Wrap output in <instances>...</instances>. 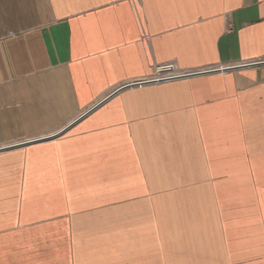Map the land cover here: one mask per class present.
I'll return each mask as SVG.
<instances>
[{"label": "crops", "instance_id": "crops-1", "mask_svg": "<svg viewBox=\"0 0 264 264\" xmlns=\"http://www.w3.org/2000/svg\"><path fill=\"white\" fill-rule=\"evenodd\" d=\"M94 106L0 151V264H264V0H0V148Z\"/></svg>", "mask_w": 264, "mask_h": 264}, {"label": "water", "instance_id": "water-1", "mask_svg": "<svg viewBox=\"0 0 264 264\" xmlns=\"http://www.w3.org/2000/svg\"><path fill=\"white\" fill-rule=\"evenodd\" d=\"M174 69L172 66H165V67H162V68H159L158 69V72L159 73H166V72H172ZM133 85L134 84H137V83H132ZM132 84H129V85H132ZM129 85H126V86H122L120 88H118L114 93L126 88L127 86ZM112 93V94H114ZM111 94V95H112ZM110 95V96H111ZM108 96V98L110 97ZM104 102V101H103ZM102 103V102H101ZM100 103V104H101ZM99 105V104H97ZM96 105V106H97ZM96 106H94L93 108H91L90 110H88L86 113L82 114L80 117H78L77 119H75L71 124H69L68 126H66L65 128L61 129L59 132L53 134L52 136H46V137H42V138H37V139H32V140H29V141H24V142H21V143H18V144H15V145H9L7 147H1L0 148V151L1 150H7V149H10V148H13V147H16V146H22V145H28V144H31V143H35V142H40V141H43V140H48V139H51V138H55V137H58L60 135H62L64 132H66L68 129L71 128V126H73L76 122H78L81 118H83L84 116H86L87 114H89Z\"/></svg>", "mask_w": 264, "mask_h": 264}, {"label": "built area", "instance_id": "built-area-1", "mask_svg": "<svg viewBox=\"0 0 264 264\" xmlns=\"http://www.w3.org/2000/svg\"><path fill=\"white\" fill-rule=\"evenodd\" d=\"M168 66H172L174 70L170 73H159L157 71L158 68L156 67L155 69L156 74L153 77H146V78L134 81L133 83H137L136 85L142 86V85L149 84V83H159V82L170 81V80L181 78V77H189L191 75H195L198 73V72L178 73V72H175L176 69L173 63L168 64ZM201 72H207V71H201Z\"/></svg>", "mask_w": 264, "mask_h": 264}, {"label": "bare ground", "instance_id": "bare-ground-1", "mask_svg": "<svg viewBox=\"0 0 264 264\" xmlns=\"http://www.w3.org/2000/svg\"><path fill=\"white\" fill-rule=\"evenodd\" d=\"M165 66H168V64L167 65H160V66H158L157 68L159 69V68H162V67H165ZM158 69H157V71H158ZM208 70H210V71H208ZM225 70V68H223V67H220V68H216V69H207V70H201V71H207V72H201V71H195V72H198L197 74H203V73H210V72H215V71H224ZM166 73H170V72H166ZM197 74H195V75H197ZM133 82H131V83H127V84H125V85H123V86H126V85H129V84H132ZM149 84H151V83H149ZM135 86H138V85H136V84H132V85H129V86H127L126 88H128V87H135ZM122 87V86H121ZM59 132V131H58ZM48 136H52V135H48ZM44 137V136H43ZM36 139V138H35ZM23 142V141H22Z\"/></svg>", "mask_w": 264, "mask_h": 264}, {"label": "rangeland", "instance_id": "rangeland-1", "mask_svg": "<svg viewBox=\"0 0 264 264\" xmlns=\"http://www.w3.org/2000/svg\"><path fill=\"white\" fill-rule=\"evenodd\" d=\"M155 69H156V68H155ZM155 69H154V71L152 72V74H151L149 77H153V76L156 74V70H155ZM83 112H84V111H83ZM83 112L78 113L77 115H75V117H74L73 119H71V121L74 120L75 118H77L78 116H80ZM71 121H69V122H71ZM69 122H68V123H69ZM68 123H67V124H68ZM67 124H65V125H67ZM65 125H64V126H65ZM64 126H63V127H64ZM63 127H62V128H63ZM60 129H61V128H60ZM60 129H58V130L60 131ZM58 130H57V131H58ZM71 135H73V132L71 133V131L69 130V131H66L65 133H63L62 135H60L59 137H61V138L66 137V136H67V137H70ZM59 137H58V139H60ZM67 137H66V138H67ZM32 138H34V137H30V139H32ZM56 139H57V138H56ZM25 162H26V161H25V159H24L23 162H22V165H23Z\"/></svg>", "mask_w": 264, "mask_h": 264}]
</instances>
